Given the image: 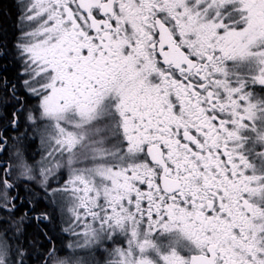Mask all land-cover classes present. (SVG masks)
Returning <instances> with one entry per match:
<instances>
[{
  "label": "snow or ice",
  "instance_id": "obj_1",
  "mask_svg": "<svg viewBox=\"0 0 264 264\" xmlns=\"http://www.w3.org/2000/svg\"><path fill=\"white\" fill-rule=\"evenodd\" d=\"M21 18L37 103L11 84V124L27 112L48 150L0 162V211L18 173L71 204L75 238L61 256L38 233V264H264V0H27ZM23 219L0 220V264L32 260Z\"/></svg>",
  "mask_w": 264,
  "mask_h": 264
},
{
  "label": "flooded vegetation",
  "instance_id": "obj_2",
  "mask_svg": "<svg viewBox=\"0 0 264 264\" xmlns=\"http://www.w3.org/2000/svg\"><path fill=\"white\" fill-rule=\"evenodd\" d=\"M14 3V0H13ZM22 14V13H21ZM13 15L9 16L8 30L5 37H0V133H3L7 138V150L0 152V162L5 163H14L15 161V151L13 149L14 139L18 137L20 140V146L25 145L24 148H21L20 152L28 153L30 150L35 149L36 154L40 153L46 155V150L38 146L41 144V138L38 135V132L31 133V124L27 120V112H24L19 118V126L14 127L11 124V114L13 111L19 109V105L12 99L11 92L8 89L11 88V84H16V92L18 95L27 98L28 106H34L37 101L31 97L22 87L23 77L21 76L22 72V60L19 55V51L16 47L18 38L21 37L22 31L18 25L17 28L14 26ZM8 81L7 84L4 83V79ZM23 142V143H21ZM38 149H42V152H39ZM33 150V151H35ZM29 162H32L36 159V155L33 157L27 156ZM31 159V160H30ZM37 161H40L38 159ZM67 178L65 173L63 176L59 177L60 182ZM40 180V177L37 176V181ZM10 183H13L15 187L13 189H8L7 193L9 199L12 196H19L20 199L15 201L17 204V210L15 218L9 217L5 212L0 211V220L9 219L10 224L7 225L9 228L10 234L15 230L16 222L20 220V217H24L23 221L20 222V242L24 245L27 251L30 253L29 249L31 245V230L34 232H40L46 234L45 227L49 226L51 230L56 232V242L55 244L51 242V239L43 235L45 240L50 243L49 247L54 246L57 248L58 255H63V233L65 230L64 221L66 220L67 208L66 202L62 206H58L56 203H53L50 199V193L45 194L43 186L36 181H28L23 177H20L19 174H15L10 178ZM58 184H53V187H58ZM5 190L3 186L0 185V202H2L4 197ZM41 212H46L49 215V220L44 221L43 223L37 225L36 221L31 217H34ZM27 213V215H25ZM0 227H4L0 225ZM45 246V242H42ZM46 248V247H45ZM39 249V248H38ZM40 250V249H39ZM38 250L39 255L44 253V249L41 251ZM34 258H37L36 256ZM91 259V258H89ZM99 259V257H97ZM31 264V261H29Z\"/></svg>",
  "mask_w": 264,
  "mask_h": 264
},
{
  "label": "trees",
  "instance_id": "obj_3",
  "mask_svg": "<svg viewBox=\"0 0 264 264\" xmlns=\"http://www.w3.org/2000/svg\"><path fill=\"white\" fill-rule=\"evenodd\" d=\"M10 14L13 15V21H14V26L15 28L18 27V25L20 24L21 21V10H20V3L19 0H0V37L4 35H6V32L8 30V24H9V16ZM46 229V234H47V238L51 239V242L55 244L56 242V232L55 230H51V228H49V226L45 227ZM31 245L30 246V255L32 257L31 260V264H38V250L41 251V248H37V247H33L32 241L33 239L37 236L38 232H34L33 230H31ZM41 234L40 237V243L43 244L42 242H45V247L48 248L50 246V243L47 242V240H45V238L43 237V234ZM64 248V247H63ZM57 249V248H56ZM65 253V249H63V255ZM37 258H34V257Z\"/></svg>",
  "mask_w": 264,
  "mask_h": 264
},
{
  "label": "rangeland",
  "instance_id": "obj_4",
  "mask_svg": "<svg viewBox=\"0 0 264 264\" xmlns=\"http://www.w3.org/2000/svg\"><path fill=\"white\" fill-rule=\"evenodd\" d=\"M27 2V0H19V3H20V10H21V13H22V10H23V4L24 3H26ZM19 27H20V31H25V30H29V27H28V24H27V22H25V21H23L22 20V18H21V21H20V25H19ZM21 58V60L23 59L22 57H20ZM33 125H31V128L33 129ZM34 131L33 130H31V133H33ZM38 132V131H37ZM38 135H39V132H38ZM18 137H19V135H18ZM18 137H16L15 139H14V146H13V149H14V151H15V155H16V153H17V151L19 150V151H21V148L22 149H25L24 148V146L25 145H23L22 144V147L20 146V140H18ZM39 137H40V135H39ZM21 143H23V142H21ZM38 147H40V148H43V149H45L46 150V148H48V145L46 144V143H42L41 142V144L39 145L38 144V146H37V148ZM33 150H35V149H33ZM33 150H30L29 151V154L26 152V153H24L23 152V154L25 155V157L27 158V156H31V157H33L34 155H36V159L34 160V161H32V162H29V163H35L38 159H40L41 160V158H40V153H38V154H36L35 152H36V150L35 151H33ZM38 151L39 152H42V149H38ZM47 151V150H46ZM43 155V153L41 154V156ZM31 160V159H30ZM71 207V204L70 203H68V202H66V208H67V216H66V220L64 221V224H65V229H68L69 227H70V221H71V213L68 211V208H70ZM74 237H72L71 236V234H70V232H68V231H65L64 230V233H63V247H64V249H65V253H64V255H67L68 254V252L69 251H71L70 249H68V244L69 243H72L73 241H74Z\"/></svg>",
  "mask_w": 264,
  "mask_h": 264
}]
</instances>
